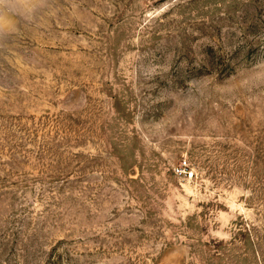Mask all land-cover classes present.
<instances>
[{
    "label": "rangeland",
    "instance_id": "1",
    "mask_svg": "<svg viewBox=\"0 0 264 264\" xmlns=\"http://www.w3.org/2000/svg\"><path fill=\"white\" fill-rule=\"evenodd\" d=\"M5 7L0 264H264V0Z\"/></svg>",
    "mask_w": 264,
    "mask_h": 264
},
{
    "label": "clouds",
    "instance_id": "2",
    "mask_svg": "<svg viewBox=\"0 0 264 264\" xmlns=\"http://www.w3.org/2000/svg\"><path fill=\"white\" fill-rule=\"evenodd\" d=\"M19 2L23 4L25 0H0V32L10 29L13 26L12 17L8 14L5 5ZM248 86L253 89H264V73H257L248 81Z\"/></svg>",
    "mask_w": 264,
    "mask_h": 264
},
{
    "label": "built area",
    "instance_id": "3",
    "mask_svg": "<svg viewBox=\"0 0 264 264\" xmlns=\"http://www.w3.org/2000/svg\"><path fill=\"white\" fill-rule=\"evenodd\" d=\"M179 174H184L186 177L191 178L194 175V171L190 168L187 160H183L176 168Z\"/></svg>",
    "mask_w": 264,
    "mask_h": 264
}]
</instances>
